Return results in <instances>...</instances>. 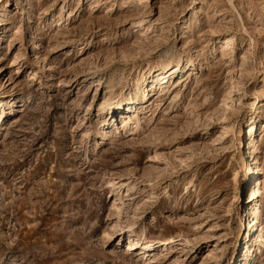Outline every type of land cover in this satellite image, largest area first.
<instances>
[{
    "label": "rangeland",
    "instance_id": "374dc122",
    "mask_svg": "<svg viewBox=\"0 0 264 264\" xmlns=\"http://www.w3.org/2000/svg\"><path fill=\"white\" fill-rule=\"evenodd\" d=\"M0 264H264V0H0Z\"/></svg>",
    "mask_w": 264,
    "mask_h": 264
},
{
    "label": "bare ground",
    "instance_id": "6f19581e",
    "mask_svg": "<svg viewBox=\"0 0 264 264\" xmlns=\"http://www.w3.org/2000/svg\"><path fill=\"white\" fill-rule=\"evenodd\" d=\"M179 70H182V66L170 67L169 65H165V66L161 67L160 69H158L156 72H154L152 74L153 79L148 85H146V84L144 85L143 84L144 80L141 81L139 84H137L136 91L134 92V95H132L131 93L125 95L121 91L116 96V97H119L118 106H120L122 104L123 100L124 101L127 100L126 102H128V103H133L134 98L139 97V96H140V99L143 102V104H147L149 102L148 96H149L150 92L155 93V91L157 89V86L160 83L164 82L165 79L169 78L170 75H172L174 72L179 71ZM155 73H157L156 76H154ZM168 74H169V76H168ZM161 87H159L158 90H160ZM162 90L163 89L161 88V91ZM115 130H117V128ZM100 134H101L102 138H106L109 135L107 132H104V131H102ZM245 167H246L247 175H248L246 183H248L249 185H251V184L253 185L255 183V177L257 176V174L259 172V170H258L259 168L257 166L252 167L250 163L249 164H245ZM249 193H250L249 197L251 196V202H252L254 200V193H253V191H249ZM252 215H253V218L247 225L248 232H247V235L245 236V238L248 239L247 242H249L251 240L250 230L249 229L253 230L254 227H257L258 224H259L258 223L259 222L258 221L259 208L257 206H255L253 208ZM149 245L150 244H148L145 247V249H148L150 247ZM247 249L250 250L249 247Z\"/></svg>",
    "mask_w": 264,
    "mask_h": 264
}]
</instances>
